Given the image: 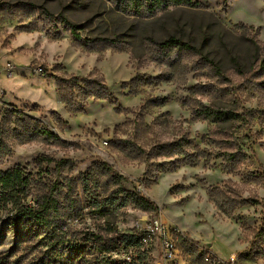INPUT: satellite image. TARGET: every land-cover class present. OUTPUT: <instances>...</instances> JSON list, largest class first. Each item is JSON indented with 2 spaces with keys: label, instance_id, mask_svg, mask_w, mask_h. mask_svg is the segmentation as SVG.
I'll use <instances>...</instances> for the list:
<instances>
[{
  "label": "rangeland",
  "instance_id": "rangeland-1",
  "mask_svg": "<svg viewBox=\"0 0 264 264\" xmlns=\"http://www.w3.org/2000/svg\"><path fill=\"white\" fill-rule=\"evenodd\" d=\"M200 1L213 16L135 21L103 0H0V172L25 169L58 207L51 230L0 207V264L55 249L64 264H96L100 252L103 264H170L156 237L139 251L121 242L158 219L179 231L173 264H264V0ZM64 20L84 27L78 40ZM243 34L260 43L258 56ZM169 36L203 44L205 58L173 60L158 46ZM71 76L103 81L113 102L79 98L72 113L55 80ZM201 105L238 116L195 118ZM182 136L199 161L159 153ZM136 192L153 206L136 203Z\"/></svg>",
  "mask_w": 264,
  "mask_h": 264
},
{
  "label": "trees",
  "instance_id": "trees-1",
  "mask_svg": "<svg viewBox=\"0 0 264 264\" xmlns=\"http://www.w3.org/2000/svg\"><path fill=\"white\" fill-rule=\"evenodd\" d=\"M112 9L121 15H127L131 19L137 20H149L154 18L157 14L168 13L171 11H184L189 12L191 15H205L209 13V16H213L211 12H208V6L203 4L200 0H103ZM218 20V19H217ZM64 23L68 27V30L74 37V40L80 38L79 31L83 30V26L74 25L67 20ZM215 24H220L219 21H215ZM241 26V25H240ZM232 32V31H230ZM228 30L225 31L226 35H230ZM245 32V31H244ZM240 38L249 44V48L252 51V58L258 56L260 43L252 35L243 34ZM204 42L209 37L204 38ZM114 41V39H111ZM158 46L172 51L174 59L177 60L182 52L194 51L199 56L200 60L205 58L203 55V47L196 49L190 44L189 41H184L182 37L169 36L167 40L160 42ZM207 57V56H206ZM240 58L237 56L235 63L237 64ZM241 60V59H240ZM238 65V64H237ZM213 70L215 73H220V65L213 64ZM57 89L59 92L60 100L70 108L72 113L82 111V108L76 107L79 98L81 103L85 102V99L92 98L97 99H108L113 102V98L108 92L103 81L95 78L84 79L83 77L71 76L70 78L57 77L56 79ZM75 83L72 84L71 81ZM88 82V85L82 86L79 82ZM134 79L132 80V82ZM192 87L190 90L195 89ZM151 102L150 100L146 101ZM195 118L198 119H209L210 121H230L238 116L233 110L228 109L227 106H199L193 112ZM47 135L54 137L52 133L47 131ZM190 141H185L182 136L179 139L171 142L170 144L158 145L157 149L159 153L167 154L168 157L173 155H181L187 162L199 161L198 156L200 152L188 151L190 147ZM38 188V189H37ZM37 189V190H35ZM36 191V192H34ZM29 197H34V201L31 204L27 203ZM131 197H134V201L144 207H152L153 205L145 198L140 197L139 193H133ZM8 205H11V209H15L14 220L15 222L32 221L34 224L42 227L44 230H51L53 224H57L58 207L56 198L54 197V190L41 189L37 181L33 179L31 173H28L21 167H14L10 170L0 172V207L7 209ZM62 229V228H61ZM122 243L126 242V247H133L138 244L139 238L137 235H122L120 236ZM65 243V237L54 243L50 251H54L55 246H63ZM138 247V246H137ZM45 251L41 256L32 258L30 264H64L62 256H58L57 250L55 254L58 257H54L51 254H47ZM54 254V253H52ZM100 255L97 259L96 264H103V255ZM112 256L109 258L108 263H111Z\"/></svg>",
  "mask_w": 264,
  "mask_h": 264
},
{
  "label": "built area",
  "instance_id": "built-area-1",
  "mask_svg": "<svg viewBox=\"0 0 264 264\" xmlns=\"http://www.w3.org/2000/svg\"><path fill=\"white\" fill-rule=\"evenodd\" d=\"M14 71V66L11 65V63H6L5 67L3 68V72L6 74V76L9 78L10 75H12ZM37 76H43L44 72L42 71V68H37L33 71ZM143 235L139 237L138 242V251L140 250L143 243L144 246L150 245L152 243V240L154 237H156L157 245L159 253L162 257V260L164 263L169 262L170 264H173L178 255V249L175 244V237L179 234V231L175 229L174 227H169L166 224H164L161 220H156L154 225L152 226H145ZM117 258V257H116ZM127 260L130 262V257L127 258ZM112 263V261H111ZM119 263L117 259L113 260V264Z\"/></svg>",
  "mask_w": 264,
  "mask_h": 264
},
{
  "label": "crops",
  "instance_id": "crops-1",
  "mask_svg": "<svg viewBox=\"0 0 264 264\" xmlns=\"http://www.w3.org/2000/svg\"><path fill=\"white\" fill-rule=\"evenodd\" d=\"M122 55H124V54H122ZM122 55H121L120 57H122V58H123V56H122ZM124 56H125V60H127V59H128L127 55H124ZM16 68H17V69H16ZM122 68H123V67H122ZM122 68H121V69H122ZM15 69H16V70H18V69H19V65H18V64H16V67H15ZM14 79H15V78H13V80H14Z\"/></svg>",
  "mask_w": 264,
  "mask_h": 264
}]
</instances>
